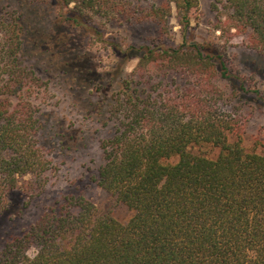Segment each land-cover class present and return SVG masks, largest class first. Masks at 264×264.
I'll return each mask as SVG.
<instances>
[{
  "label": "trees",
  "instance_id": "16d2710c",
  "mask_svg": "<svg viewBox=\"0 0 264 264\" xmlns=\"http://www.w3.org/2000/svg\"><path fill=\"white\" fill-rule=\"evenodd\" d=\"M27 1L51 6L58 24L95 38H103L95 18L152 22L159 31L143 43L112 45L119 81L92 180L131 211L129 219L101 215L89 199L67 195L5 240L0 264H264V142L244 144L242 110L253 95L251 104L264 114V91L248 85L224 45L189 39L197 0ZM217 2L264 57V0ZM172 4L179 41L166 35ZM0 12L1 215L11 190L44 186L51 160L39 144L41 122L30 100L42 81L20 60L28 15ZM131 56L137 66L125 75ZM111 86L94 83L88 93L94 98Z\"/></svg>",
  "mask_w": 264,
  "mask_h": 264
},
{
  "label": "rangeland",
  "instance_id": "374dc122",
  "mask_svg": "<svg viewBox=\"0 0 264 264\" xmlns=\"http://www.w3.org/2000/svg\"><path fill=\"white\" fill-rule=\"evenodd\" d=\"M217 1L197 0V7L191 11L189 39L216 41L224 45L248 85L264 91V57L247 45V32L231 24L234 22L228 18L229 9ZM2 8L17 13L25 11L28 15L25 24L28 31L24 35L20 60L23 65L32 67L42 81L30 100L41 122L39 144L51 160V169L44 175L42 188L30 192L13 189L8 193V209L0 215V249L8 237L21 234L45 209L67 195L83 196L96 205L99 214L126 222L131 211L92 180L102 160L100 142L110 131L109 125L104 123L107 105L112 97L111 91L117 88L119 81L120 73L116 69L119 59L112 45L127 47L143 43L155 36L159 27L152 22L124 23L119 19L95 18L102 31L101 39L104 40H101L91 32L58 24L54 9L47 4L0 0V11ZM168 26L166 35L179 41L180 24L174 4L171 5ZM137 61V56H131L122 65L123 73L129 75L133 72ZM110 82L112 89L103 91L106 94L99 92L94 98L89 95L90 85L101 83L106 89ZM247 97L248 100L242 103L247 119L243 138L249 147L257 137L264 142V132H261L264 131V114L251 104L253 95ZM12 101L15 103L18 98L12 97ZM203 149L209 156L215 154V149ZM176 160L177 157L169 159L170 162Z\"/></svg>",
  "mask_w": 264,
  "mask_h": 264
}]
</instances>
